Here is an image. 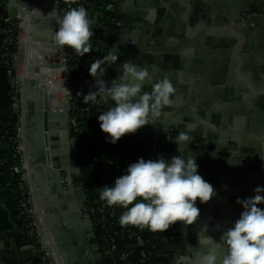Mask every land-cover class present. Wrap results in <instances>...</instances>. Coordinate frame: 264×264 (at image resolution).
<instances>
[{"label":"crops","instance_id":"obj_1","mask_svg":"<svg viewBox=\"0 0 264 264\" xmlns=\"http://www.w3.org/2000/svg\"><path fill=\"white\" fill-rule=\"evenodd\" d=\"M224 1L228 4L213 0H121L117 12L121 26L94 24L93 51H101L104 57L115 48L119 55L104 76L109 86L122 74L120 66L132 61L154 66L156 77L168 76L176 89L173 106L164 110L156 124L134 134L164 143L171 132L178 138L180 132L190 130L191 143L184 155H195L199 174L217 193L208 203L197 200L199 223L185 227L177 222L170 227L155 264H194L193 248L199 247L200 229L207 225L209 230L201 235L210 232L219 240L222 230L233 226L244 211L237 200L252 198L258 186L264 187V0ZM231 4L236 12L250 7L257 13V27L241 31L247 45L238 52L240 40L235 35L239 33L222 22L232 11ZM218 9L223 12H215ZM108 75L113 79L106 78ZM246 81L258 94L250 92ZM14 84L0 61V105L8 102ZM144 90L151 91V87ZM186 98L195 104L197 116L214 125L215 131L192 117L188 103L180 104ZM107 105L114 106L112 101ZM229 132V136H222ZM5 145V128L0 126V264H42L26 235L18 203L7 189ZM177 147V140L174 146L164 144L145 160L171 159L180 155ZM129 166L109 169L107 184L113 185ZM34 174L31 178L28 168L29 185L38 204L45 182L41 171ZM258 207L264 210V204ZM227 214L229 220H225ZM218 224L221 230L216 228ZM127 227L140 226H123Z\"/></svg>","mask_w":264,"mask_h":264},{"label":"clouds","instance_id":"obj_2","mask_svg":"<svg viewBox=\"0 0 264 264\" xmlns=\"http://www.w3.org/2000/svg\"><path fill=\"white\" fill-rule=\"evenodd\" d=\"M149 22L153 21L149 19ZM55 23L58 25L53 36L56 46L69 47L80 57L93 50L95 20L84 6L70 8ZM118 60L117 49L113 48L91 63L89 74L97 90L83 96L85 104L113 102L114 106L98 117L101 130L108 134L107 141L112 144L126 134L156 124L164 110L173 106L176 93L168 76L158 79L154 66L132 61L120 66L122 74L109 86L103 77ZM149 86L151 91H145ZM191 138L190 130L180 132L177 138L180 155L171 159L140 158L113 185L102 187L100 199L108 207L125 209L119 218L122 227L132 225L166 232L177 222H183L185 227L199 223L201 212L197 200L208 203L217 193L199 174L195 155L190 152L184 155ZM254 191V197L237 200L244 211L233 226L222 230L219 240L210 232L201 235L209 230L207 225L200 229L199 247L189 245L196 252L194 264H264V210L258 207L264 204V187L258 186ZM216 228L221 230L222 226L218 224Z\"/></svg>","mask_w":264,"mask_h":264},{"label":"water","instance_id":"obj_3","mask_svg":"<svg viewBox=\"0 0 264 264\" xmlns=\"http://www.w3.org/2000/svg\"><path fill=\"white\" fill-rule=\"evenodd\" d=\"M213 1L228 4L224 0ZM8 3L13 20L31 18L33 21L30 33L31 52L40 42L46 43L52 40V45L57 48L58 54H62L53 39L57 27L56 19L44 15L45 22H42L32 17L29 0H8ZM41 6L47 8L48 0H42ZM231 6V13L223 18L222 22L239 33L235 35L240 40L235 51L238 52L247 45L241 31L257 27V22L255 17L242 21V12H251L250 7H242L236 12L233 4ZM215 12L223 11L218 9ZM31 59V64L28 65L21 82L24 150L31 178L34 177V173L41 171L45 182L44 190L39 191L38 194L40 202L35 203L41 221V230L57 264H101V252L93 254L88 244V237L95 228L91 214L87 210V198L83 186L76 182L80 168L76 157V144L71 137L70 114L66 110L52 109L49 104L48 85L37 81L40 68L33 63L32 55ZM246 83L251 93L258 94L248 81ZM85 85L91 89L96 88L95 81L88 80ZM261 94L264 95V92ZM181 100L180 104L184 102L192 107L193 118H197L202 125L216 130L214 125L197 116L195 104L192 105L190 99ZM229 134L231 133L222 136ZM260 138L254 137L257 141H260ZM33 195L35 196L34 193ZM225 208L227 210V207ZM229 219L227 214L225 220Z\"/></svg>","mask_w":264,"mask_h":264},{"label":"built area","instance_id":"obj_4","mask_svg":"<svg viewBox=\"0 0 264 264\" xmlns=\"http://www.w3.org/2000/svg\"><path fill=\"white\" fill-rule=\"evenodd\" d=\"M121 0H48V7L43 8L41 6L42 0L29 1L32 6L31 16H34L35 9L33 7H42L45 13L38 18V20L45 22L44 15H48L51 18L58 19L63 16V14L73 7L84 6L89 12V15L94 18L96 22L100 24V27H104L108 24L109 27L121 26V21L118 17V10ZM5 9L8 15L4 18L6 23L5 27L1 30L3 35V43L0 46V61L4 68L6 69L7 75L11 77L14 81V87L9 93L8 103L12 115L15 117L14 122V133L9 139L10 149L13 151L14 157L19 159V164L15 171L12 169L9 172V181H7V189L17 201L21 219L23 220L25 231L27 237L32 242L36 254L41 260L42 264H57L54 254L46 241L45 235L41 230V221L37 212V208L34 201V196L29 185L28 180V167L25 157L24 150V126H23V108H22V88L21 82L22 78L16 77L17 68L21 66L19 64V53L21 51V36L23 34V23L25 19L18 18L13 20L9 13V3L6 2ZM255 12H246L242 15V21H248L250 18L256 16ZM31 19V18H30ZM111 25V26H110ZM58 25L56 27V31ZM44 32V30H42ZM17 46L16 52L11 51V47ZM62 54L59 55V61L63 65V77L64 86L67 90V106L65 110L69 112L70 121V131L71 137L73 138L75 144L77 139L82 142L80 135L82 134V129L79 122V113L87 112L89 110V102L85 104L83 99L79 102L76 99L77 95H87L90 91H95L91 88L86 87L85 83L88 80L95 81L93 77L89 76V67L93 61H95L96 56L85 58V68L81 71L84 73L81 81L76 83L73 78L75 75L74 67L72 62L74 60L73 49L69 47L60 48ZM98 52V51H94ZM106 78L113 79L112 75H108ZM99 99V98H98ZM94 104V103H93ZM105 103H95L96 106L100 107ZM107 105V104H106ZM0 126L6 127L0 121ZM104 138L107 139L108 134H103ZM121 139L129 140L130 134H126ZM152 147L151 153L155 152L164 144L157 143L152 139L148 142ZM150 153V154H151ZM130 165V164H129ZM111 169V168H110ZM101 205L96 209L87 208L88 212L91 214L92 220L94 222V228L97 225H101L106 231H116L117 235H112L108 233L105 237V245L101 247V264H103L104 259H109L112 264H148L149 259L153 258L156 245L150 240H146L142 234L143 227H127L123 228L120 225L119 218L125 211L116 210L115 207L109 209L105 201L100 199ZM97 211V217L93 218L92 213ZM124 236H127L132 241H124L123 248H119L118 241L124 240ZM167 237H165L164 241ZM161 251L157 252L156 257L160 255Z\"/></svg>","mask_w":264,"mask_h":264},{"label":"trees","instance_id":"obj_5","mask_svg":"<svg viewBox=\"0 0 264 264\" xmlns=\"http://www.w3.org/2000/svg\"><path fill=\"white\" fill-rule=\"evenodd\" d=\"M8 0H0V46L3 43V35L1 30L5 27L6 23L4 18L8 15L5 4ZM17 50V46L13 45L11 51L14 53ZM73 55L75 52L73 50ZM96 56V59L103 58L101 51L94 52L93 50L83 57L78 55L74 56L72 65L74 67V78L76 83H79L84 76L81 71L85 68V58ZM94 62V61H93ZM92 62V63H93ZM90 77H92L89 74ZM84 95H77L76 99L81 102ZM108 105L103 104L98 107L93 103L89 104V110L87 112L79 113V122L82 129V142L77 139L76 141V157L78 166L80 168V174L77 177V183L83 186L85 195L87 198V207L97 210L100 207V192L102 187L108 185L105 181V175L110 168H117L124 164H132L137 162L140 158L145 159L151 153L152 147L149 145L150 137H139L135 134H130L129 140L120 139L116 144H112L104 138L105 134L100 128L99 115L108 110ZM0 121L5 124V178L9 181V172L13 169L16 173L19 159L14 157L13 151L10 149L9 139L14 133L15 117L12 115L9 103L0 105ZM177 140V133L174 131L170 133L167 139L169 145H175ZM164 146V145H163ZM161 146L160 148H163ZM116 210L123 211L125 209L119 206H113ZM113 207H108L112 209ZM93 218L97 217V211L92 213ZM95 235L100 246L105 245V237L108 233L117 235L116 231H106L101 225L95 227ZM145 239L150 240L156 245L153 258L149 259L148 264H155L156 255L158 251L163 249V239L168 237L171 233L170 228L166 232H152L147 227H143L141 230ZM124 241H132L127 236H124V240H119V248H123ZM103 264H112L109 259H104Z\"/></svg>","mask_w":264,"mask_h":264},{"label":"bare ground","instance_id":"obj_6","mask_svg":"<svg viewBox=\"0 0 264 264\" xmlns=\"http://www.w3.org/2000/svg\"><path fill=\"white\" fill-rule=\"evenodd\" d=\"M32 22V19L27 18L23 23V34L21 36L22 46L19 53V64L25 68L26 71L28 65L31 64L30 61L32 60V55L34 64L38 65L40 68V70H38L37 81L41 84L44 83L48 85L47 92L49 94V104L53 110L61 111L64 106H67V90L64 86L63 68L61 67L62 64L59 59L57 60V58H59V54L57 48L52 45V40H49V42L46 43L40 42L39 46H36L34 50H32L33 52L30 51V47L32 45L30 40V33L33 28ZM56 93L58 94L56 95Z\"/></svg>","mask_w":264,"mask_h":264},{"label":"rangeland","instance_id":"obj_7","mask_svg":"<svg viewBox=\"0 0 264 264\" xmlns=\"http://www.w3.org/2000/svg\"><path fill=\"white\" fill-rule=\"evenodd\" d=\"M29 1H33V0H29ZM36 10L35 13H34V18L35 19H38V18H41V16L45 13L44 9H42V7H37L35 6V8L33 7V10ZM30 11L32 13V6L30 8ZM58 60V58H57ZM34 63V62H33ZM24 71H25V68H23L22 66H19L17 68V74H16V77H20L23 79V75H24ZM59 78H63V77H59ZM58 78V79H59Z\"/></svg>","mask_w":264,"mask_h":264},{"label":"flooded vegetation","instance_id":"obj_8","mask_svg":"<svg viewBox=\"0 0 264 264\" xmlns=\"http://www.w3.org/2000/svg\"><path fill=\"white\" fill-rule=\"evenodd\" d=\"M23 114H24V111H23ZM88 244H89L93 254L100 252L101 247H100L99 242L97 241V238L95 235V230H94V232H91V234L89 235Z\"/></svg>","mask_w":264,"mask_h":264}]
</instances>
